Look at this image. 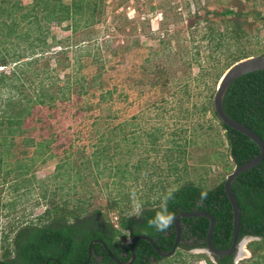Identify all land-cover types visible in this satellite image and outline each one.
Listing matches in <instances>:
<instances>
[{
	"label": "rangeland",
	"instance_id": "rangeland-1",
	"mask_svg": "<svg viewBox=\"0 0 264 264\" xmlns=\"http://www.w3.org/2000/svg\"><path fill=\"white\" fill-rule=\"evenodd\" d=\"M100 5L95 23L80 21L76 31L71 21L49 23L50 68L60 67L54 72L60 79L84 76L91 87L80 94L77 84L67 100L35 106L24 135L42 145L26 146L17 137L14 155L1 165L0 258L18 228L47 221V209L82 205L85 217L99 209L117 227L133 188L144 205L162 187L190 181L211 188L234 169L225 131L209 109L229 65L264 54V0H101ZM227 9L234 13L222 15ZM75 43L93 49L75 52ZM64 47L66 53L58 54ZM75 57L83 60L80 68ZM17 158L29 166L27 173H5ZM173 162L175 170L168 167ZM259 240L244 237L246 254L237 252L233 264H264L255 262L248 244ZM202 254L214 262L200 248L178 247L150 264H207Z\"/></svg>",
	"mask_w": 264,
	"mask_h": 264
},
{
	"label": "trees",
	"instance_id": "trees-1",
	"mask_svg": "<svg viewBox=\"0 0 264 264\" xmlns=\"http://www.w3.org/2000/svg\"><path fill=\"white\" fill-rule=\"evenodd\" d=\"M19 1L1 0L0 3V66L3 67L0 71V95L5 91L9 94L7 101L0 98V169L2 164H8L7 157L14 155L12 149L17 145L15 140L17 137H21L22 143L26 146H37L38 143L32 137L24 135L25 122L33 114L35 106L49 107L57 100H67L77 84L80 85L78 91L80 94L87 93V89L91 87L89 80L84 76L77 77L74 74L72 77L66 75L65 78L60 79L54 73L60 67L50 68L51 56L45 54L49 47L46 42L49 23L60 24L71 21V31H76L80 21L84 22L83 26L94 24V13L101 6V0H70L68 3L63 0H32L27 5L20 4ZM222 13V15H232L234 11L227 9ZM3 44L10 46H1ZM21 45L23 47L17 48ZM73 45L74 51L79 53L81 50L90 52L93 49L90 44ZM38 47L39 49L36 50ZM65 53V47L58 52V54ZM93 55V61L98 63L97 51ZM80 59L75 57L74 60L78 68L83 66V60ZM238 60L240 59L236 61ZM69 65L68 61L62 67ZM7 66L9 68L6 71L4 67ZM96 79L97 77L94 76V80ZM60 82L63 84L62 87L57 86ZM105 93L111 96L112 91L107 90ZM100 97L104 100L106 96L102 92ZM202 108L206 110L205 106ZM223 108L230 117L253 130L264 142V69L236 78L225 92ZM209 110L217 118L212 106ZM218 122L225 131L234 168L259 152V147L250 138L219 120ZM41 145L42 143L38 144ZM168 167L175 170L176 162ZM28 169L29 166L17 158L14 166L5 173L14 171L16 176H20L26 174ZM118 170L121 169L116 167V172ZM224 179L211 188L186 181L176 186L178 191L174 200L168 205L169 211L175 216L180 212L195 210L211 214L214 218L211 241L217 249L228 248L233 235V214L224 191ZM22 180L24 181L25 178ZM167 189L169 188L162 187L155 201L144 202L145 212L140 220L128 219L127 215L122 214L123 212H118L117 227L103 219L104 214L99 209L95 210L94 215L87 217L81 215L83 211H87L82 205L70 210L65 206L47 209L43 213L47 218L45 223H29L16 230L11 247L6 246L2 253L0 264H83L88 257L89 243L94 239L102 240L119 260H127L131 254V241L139 234L149 236L156 246L168 251L176 235L174 222L165 232H157L148 225V220L154 217L155 211L159 210L158 197ZM232 191L240 210L238 239L247 236L259 237V241H251L248 244L253 246V256L257 260L255 262L262 263L264 262V156L260 163L235 178ZM202 192L207 193L203 200H201ZM208 225L209 220L204 216L180 218L181 236L178 247L185 250L205 247ZM120 237L124 239L128 237L130 242L126 243L123 239L120 240ZM7 238L6 235L4 239ZM92 248V256L87 264H117L100 243H93ZM256 250H259V253ZM133 251L134 264H150L161 259L145 239H138L133 245ZM120 253H126V257H120ZM99 255H103L102 260L98 259ZM200 256L206 258L207 264H233L234 258V254L214 256L213 262L204 254Z\"/></svg>",
	"mask_w": 264,
	"mask_h": 264
},
{
	"label": "water",
	"instance_id": "water-1",
	"mask_svg": "<svg viewBox=\"0 0 264 264\" xmlns=\"http://www.w3.org/2000/svg\"><path fill=\"white\" fill-rule=\"evenodd\" d=\"M264 69V54L263 55H256V56H247L244 57L235 63H233L231 66L228 67V69L221 75L219 82L216 86L215 92L212 97V108L215 112L218 120L225 124L226 126L244 134L248 138H250L252 141H254L257 146L259 147V152L250 158L249 160L245 161L239 166H236L232 171H230L225 179H224V191L226 193V196L231 204L232 208V214H233V235H232V242L231 245L226 249H217L213 246L211 241V235L214 227V218L211 214H209L206 211L201 210H195L192 212H180L175 217L174 221V227L176 230V235L174 242L172 244V247L170 250L165 251L160 249L158 246L155 245L153 239H151L149 236L145 234H139L137 235L130 244V258L128 261L123 262L119 260L113 253L110 252V250L107 248L106 244L100 240V239H94L89 243L88 247V257L87 260L83 264H87L92 256V245L93 243H100L105 250L107 251L108 255L111 257V259L116 262L117 264H131L134 260V251H133V245L138 239H145L147 240L151 246L154 248L155 252L161 256V257H170L178 248V244L180 241L181 236V227H180V218L182 217H194V216H204L209 220L208 229L205 236V247H201L200 250L209 254L214 258V256H223V255H230L235 254L240 251V246L243 244L242 239H238L239 235V219H240V210L239 206L237 204V200L233 194L232 191V183L235 180V178L242 172L256 166L258 163L261 162L263 156H264V142L263 140L256 134L253 130L246 127L244 124L238 122L237 120L230 117L223 108V99L225 92L228 88V86L239 76L244 75L246 73L262 70Z\"/></svg>",
	"mask_w": 264,
	"mask_h": 264
},
{
	"label": "clouds",
	"instance_id": "clouds-1",
	"mask_svg": "<svg viewBox=\"0 0 264 264\" xmlns=\"http://www.w3.org/2000/svg\"><path fill=\"white\" fill-rule=\"evenodd\" d=\"M0 98L7 101L9 98V94L5 91ZM178 191L176 187H170L166 190V192L162 193L158 197V211H155L154 217L148 220V225L150 228H153L157 232H165L167 231L173 222L175 221L174 213L169 211V202L174 200L175 194ZM130 208L127 212L128 219L135 218L136 220H140L143 218V214L145 212V208L143 203L138 198L137 191L135 188L130 190ZM207 195L206 192L201 193V200L205 198ZM131 234L129 233V237Z\"/></svg>",
	"mask_w": 264,
	"mask_h": 264
},
{
	"label": "flooded vegetation",
	"instance_id": "flooded-vegetation-1",
	"mask_svg": "<svg viewBox=\"0 0 264 264\" xmlns=\"http://www.w3.org/2000/svg\"><path fill=\"white\" fill-rule=\"evenodd\" d=\"M119 256H120V257H126V253H120ZM98 259H99V260H102V259H103V255H99V256H98ZM128 260H129V259H127V260H121V261L126 262V261H128ZM131 264H134V260L132 261Z\"/></svg>",
	"mask_w": 264,
	"mask_h": 264
},
{
	"label": "bare ground",
	"instance_id": "bare-ground-1",
	"mask_svg": "<svg viewBox=\"0 0 264 264\" xmlns=\"http://www.w3.org/2000/svg\"><path fill=\"white\" fill-rule=\"evenodd\" d=\"M245 250H246V249H243V248H242V245H241V246H240V251H239L240 256L246 254V251H245ZM241 254H242V255H241Z\"/></svg>",
	"mask_w": 264,
	"mask_h": 264
}]
</instances>
